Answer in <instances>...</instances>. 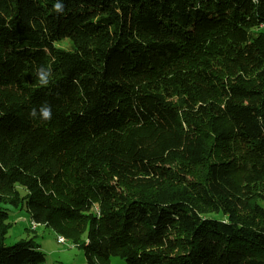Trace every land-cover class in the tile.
Instances as JSON below:
<instances>
[{
  "label": "trees",
  "instance_id": "trees-1",
  "mask_svg": "<svg viewBox=\"0 0 264 264\" xmlns=\"http://www.w3.org/2000/svg\"><path fill=\"white\" fill-rule=\"evenodd\" d=\"M8 206L88 264H264V0H0Z\"/></svg>",
  "mask_w": 264,
  "mask_h": 264
},
{
  "label": "rangeland",
  "instance_id": "rangeland-1",
  "mask_svg": "<svg viewBox=\"0 0 264 264\" xmlns=\"http://www.w3.org/2000/svg\"><path fill=\"white\" fill-rule=\"evenodd\" d=\"M62 47L69 48L68 43H62ZM9 211L10 228L7 229L5 235L0 234V243L3 241L6 247H11L19 242L28 241L35 237L40 244L43 253L49 254L45 264L58 262L63 259L64 264H88L83 251L73 247L70 242L61 244L58 241V234L52 229L41 225L36 231L30 229V217L26 210L14 209L7 207ZM44 254V255H46ZM113 264H125L118 258L112 259Z\"/></svg>",
  "mask_w": 264,
  "mask_h": 264
},
{
  "label": "clouds",
  "instance_id": "clouds-1",
  "mask_svg": "<svg viewBox=\"0 0 264 264\" xmlns=\"http://www.w3.org/2000/svg\"><path fill=\"white\" fill-rule=\"evenodd\" d=\"M54 8L57 12L62 11L63 5L60 3H56ZM38 81L41 85L46 86L49 82L50 71H46L43 67L38 70ZM39 114L43 120H50L51 119V108L48 105H43L39 109ZM31 115L35 118L37 115V110L33 109Z\"/></svg>",
  "mask_w": 264,
  "mask_h": 264
},
{
  "label": "bare ground",
  "instance_id": "bare-ground-1",
  "mask_svg": "<svg viewBox=\"0 0 264 264\" xmlns=\"http://www.w3.org/2000/svg\"><path fill=\"white\" fill-rule=\"evenodd\" d=\"M36 226L37 227H40L41 225L40 224H38V223H35V222H33V221H31V223H30V229L32 230V231H36L37 230V228H36ZM58 241H59V243H61V244H67V240L64 238V237H62V236H58Z\"/></svg>",
  "mask_w": 264,
  "mask_h": 264
},
{
  "label": "crops",
  "instance_id": "crops-1",
  "mask_svg": "<svg viewBox=\"0 0 264 264\" xmlns=\"http://www.w3.org/2000/svg\"><path fill=\"white\" fill-rule=\"evenodd\" d=\"M38 244V243H37ZM40 245V244H39ZM40 250H41V252L43 253V250L41 249V246H40ZM43 254H46V253H43ZM45 257H46V261H47V259L49 258V254L47 255H44ZM64 261H63V259H59V261L58 262H55V263H52V262H50L51 264H64L63 263Z\"/></svg>",
  "mask_w": 264,
  "mask_h": 264
},
{
  "label": "built area",
  "instance_id": "built-area-1",
  "mask_svg": "<svg viewBox=\"0 0 264 264\" xmlns=\"http://www.w3.org/2000/svg\"><path fill=\"white\" fill-rule=\"evenodd\" d=\"M36 228L38 229V227L36 226Z\"/></svg>",
  "mask_w": 264,
  "mask_h": 264
}]
</instances>
